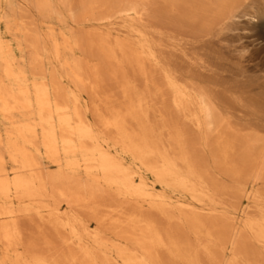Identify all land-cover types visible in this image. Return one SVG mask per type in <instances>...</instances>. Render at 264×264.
I'll use <instances>...</instances> for the list:
<instances>
[{
    "label": "bare ground",
    "instance_id": "obj_1",
    "mask_svg": "<svg viewBox=\"0 0 264 264\" xmlns=\"http://www.w3.org/2000/svg\"><path fill=\"white\" fill-rule=\"evenodd\" d=\"M23 1L39 24L0 0V264H264V100L196 52L264 0Z\"/></svg>",
    "mask_w": 264,
    "mask_h": 264
},
{
    "label": "rangeland",
    "instance_id": "obj_2",
    "mask_svg": "<svg viewBox=\"0 0 264 264\" xmlns=\"http://www.w3.org/2000/svg\"><path fill=\"white\" fill-rule=\"evenodd\" d=\"M12 1L15 5H26L37 23H40L41 18L29 4H25L23 0ZM18 25L19 21L13 19L9 23V28L12 31ZM7 26L2 23V30L5 31ZM39 30H42L41 25H39ZM234 33V31L227 30L215 32L209 38L199 42L196 52L212 64V75L223 79L225 88L237 85L240 89L248 91L251 96L264 100V13L257 26L244 29L237 35ZM5 36L7 39H13L14 36L22 38L23 35L5 32ZM12 44L17 55L23 56L26 67L29 69L31 55L26 43L24 41L21 43L22 51L13 40ZM0 123L4 126L5 121L1 120Z\"/></svg>",
    "mask_w": 264,
    "mask_h": 264
}]
</instances>
